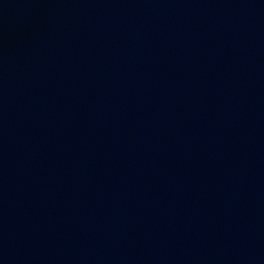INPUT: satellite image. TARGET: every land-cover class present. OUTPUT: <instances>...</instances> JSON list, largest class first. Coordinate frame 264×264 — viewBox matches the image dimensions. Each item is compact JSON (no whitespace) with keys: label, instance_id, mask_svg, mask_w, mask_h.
I'll use <instances>...</instances> for the list:
<instances>
[{"label":"water","instance_id":"obj_1","mask_svg":"<svg viewBox=\"0 0 264 264\" xmlns=\"http://www.w3.org/2000/svg\"><path fill=\"white\" fill-rule=\"evenodd\" d=\"M0 264H264V0H0Z\"/></svg>","mask_w":264,"mask_h":264}]
</instances>
